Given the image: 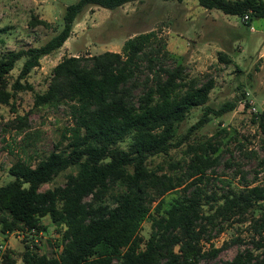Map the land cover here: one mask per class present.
I'll use <instances>...</instances> for the list:
<instances>
[{
  "label": "trees",
  "instance_id": "obj_1",
  "mask_svg": "<svg viewBox=\"0 0 264 264\" xmlns=\"http://www.w3.org/2000/svg\"><path fill=\"white\" fill-rule=\"evenodd\" d=\"M142 1L76 0L66 5L60 28L43 44L0 53V102H8L7 75L16 61L23 60L12 88L31 90L23 80L42 57L61 48L87 9L98 6L113 11ZM195 1L224 14H248L246 25L254 17L264 19L263 0ZM37 24L49 25L33 15L30 25ZM155 38L148 31L127 38L119 52L65 56L52 68L46 89L34 94V108L66 105L72 124L61 133L59 144L66 141L64 148L56 145L35 164L16 159L8 168L12 179L0 185L2 233L40 232L46 229L42 222L46 216L60 232L58 254L39 253L24 245L21 264H199L233 242L204 250L200 243L207 231L215 225L221 231V221L244 215L264 202L262 185L245 184L210 194L199 185L205 171L218 163L214 155L218 146L211 139L190 147V171L184 177L158 174L150 167L152 157L166 156L180 145L177 130L192 108L202 106L203 111L188 131L204 124L210 113L220 116L234 110L245 96L242 92L216 109L210 107L213 80L187 81L182 64L159 65ZM143 60L150 75L135 96ZM253 120L264 132V106ZM26 127L27 117H17L15 128ZM258 163L264 167V156ZM60 174H64L61 183L42 188ZM197 174L200 177L189 181L179 197L166 204L162 201V211L150 218V233L143 239L141 224L150 217L155 198ZM256 246L258 250L264 243ZM9 259L6 264H14ZM226 264H264V250L258 254L249 248L239 250Z\"/></svg>",
  "mask_w": 264,
  "mask_h": 264
},
{
  "label": "rangeland",
  "instance_id": "obj_2",
  "mask_svg": "<svg viewBox=\"0 0 264 264\" xmlns=\"http://www.w3.org/2000/svg\"><path fill=\"white\" fill-rule=\"evenodd\" d=\"M42 1V2H41ZM76 0H0V53L43 44L62 23L66 5ZM264 1V0H263ZM43 15L49 25H30L32 16ZM253 27V30L250 28ZM153 31V43L158 52L159 65L174 67L182 64L186 80L201 83L212 79L207 105L216 109L225 101L244 93V98L234 110L220 116L210 113L206 122L188 131L201 117L203 107L192 108L179 124L178 147L172 148L166 156L151 158L150 167L158 174L175 177L188 174L190 147L210 140L218 146L214 155L218 163L208 168L199 184L210 194L222 193L229 187L240 188L245 184L264 186V167L258 160L264 156V133L254 122V114L248 108L257 110L264 106V19L254 17L249 25L237 15L224 14L217 9H204L195 0H144L127 3L110 11L92 6L73 25L65 47L41 58L39 65L31 70L25 80L32 89L12 88L23 60L16 61L7 75L5 91L9 93L7 103L0 102V185L12 179L9 166L18 158L35 164L44 158L56 145L64 148L66 141L59 144L61 133L72 124L66 105L56 107H33L34 94L43 92L48 84L52 68L65 56H91L104 51L121 50L123 42L138 33ZM167 51V52H165ZM221 56L226 59L222 60ZM137 72V87L134 95L142 92L143 83L150 75L147 61L140 63ZM27 117V127L15 128L17 117ZM125 143L122 144L124 146ZM190 177L183 184L151 204L150 217L141 224L140 235L147 239L150 233V218L158 216L163 203L179 197L185 185L196 177ZM64 180V174L45 183L46 189ZM241 216H233L207 231L201 240L204 250L220 247L225 241H233L211 259L199 264H226L245 248L256 254L257 243H264V202ZM206 210V208H205ZM264 217V216H263ZM258 220V221H255ZM46 229L35 232L24 229L4 234L0 231V242L9 247V260L21 264L24 245L37 252L58 254L61 250L60 232L48 216L42 218Z\"/></svg>",
  "mask_w": 264,
  "mask_h": 264
},
{
  "label": "built area",
  "instance_id": "obj_3",
  "mask_svg": "<svg viewBox=\"0 0 264 264\" xmlns=\"http://www.w3.org/2000/svg\"><path fill=\"white\" fill-rule=\"evenodd\" d=\"M248 20V14H245L241 17V21L242 22H247ZM251 30H253V27L250 28ZM240 105H244V102H240ZM248 110H251V112H253L254 114V118L257 120L258 119V114L260 113V111L262 110H257L256 107H254L253 105H251ZM264 133V132H263ZM34 231V230H32ZM31 247V246H30ZM32 248V247H31ZM9 256V247L6 243L4 242H0V264H6V258Z\"/></svg>",
  "mask_w": 264,
  "mask_h": 264
},
{
  "label": "crops",
  "instance_id": "obj_4",
  "mask_svg": "<svg viewBox=\"0 0 264 264\" xmlns=\"http://www.w3.org/2000/svg\"><path fill=\"white\" fill-rule=\"evenodd\" d=\"M183 1H185V0H183ZM40 18L46 19L43 15H40ZM71 33H73V29H72ZM69 38H70V36H69ZM69 38L64 42V44L61 46V48L65 47V44L68 42Z\"/></svg>",
  "mask_w": 264,
  "mask_h": 264
}]
</instances>
